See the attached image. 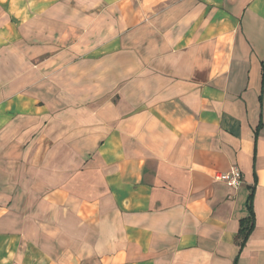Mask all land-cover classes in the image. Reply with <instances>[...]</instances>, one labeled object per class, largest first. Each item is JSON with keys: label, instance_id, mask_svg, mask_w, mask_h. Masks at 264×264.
Wrapping results in <instances>:
<instances>
[{"label": "crops", "instance_id": "0c3cea01", "mask_svg": "<svg viewBox=\"0 0 264 264\" xmlns=\"http://www.w3.org/2000/svg\"><path fill=\"white\" fill-rule=\"evenodd\" d=\"M263 61L264 0H0V264H264Z\"/></svg>", "mask_w": 264, "mask_h": 264}, {"label": "trees", "instance_id": "16d2710c", "mask_svg": "<svg viewBox=\"0 0 264 264\" xmlns=\"http://www.w3.org/2000/svg\"><path fill=\"white\" fill-rule=\"evenodd\" d=\"M263 83H264V61H263ZM252 202H253V194L250 195L247 203L249 216L241 220V227L239 234L237 236V242L241 249L245 247V244L250 238L255 226V217L252 210ZM235 264H237V261L235 262Z\"/></svg>", "mask_w": 264, "mask_h": 264}, {"label": "built area", "instance_id": "2783aa9c", "mask_svg": "<svg viewBox=\"0 0 264 264\" xmlns=\"http://www.w3.org/2000/svg\"><path fill=\"white\" fill-rule=\"evenodd\" d=\"M216 179L233 190H238L243 185V175L238 168H233L227 173L217 174Z\"/></svg>", "mask_w": 264, "mask_h": 264}]
</instances>
